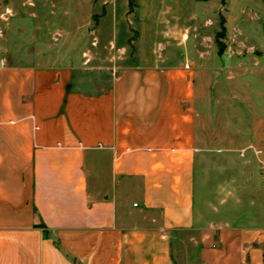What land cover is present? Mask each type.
I'll return each mask as SVG.
<instances>
[{"label":"crops","instance_id":"crops-1","mask_svg":"<svg viewBox=\"0 0 264 264\" xmlns=\"http://www.w3.org/2000/svg\"><path fill=\"white\" fill-rule=\"evenodd\" d=\"M74 75L33 69L21 125L0 129V264H264V194L235 198L262 187L264 144L237 149L239 174L208 172L236 140L206 147L190 67H125L99 93Z\"/></svg>","mask_w":264,"mask_h":264},{"label":"rangeland","instance_id":"rangeland-1","mask_svg":"<svg viewBox=\"0 0 264 264\" xmlns=\"http://www.w3.org/2000/svg\"><path fill=\"white\" fill-rule=\"evenodd\" d=\"M135 3L129 14L125 0H0V129L21 125L30 72L37 67L70 66L75 85L99 93L125 67L154 59L182 61L197 75L206 147H214L218 138L236 140L227 144L234 157L209 162L208 172L214 169L218 181L239 174L243 165L237 149L264 144L257 142L264 128V0ZM221 16L227 30L223 54L216 42ZM263 160H258L261 166ZM255 166L254 160L247 163ZM242 182L236 200L264 194L263 181L247 193ZM202 189L197 180V207Z\"/></svg>","mask_w":264,"mask_h":264},{"label":"trees","instance_id":"trees-1","mask_svg":"<svg viewBox=\"0 0 264 264\" xmlns=\"http://www.w3.org/2000/svg\"><path fill=\"white\" fill-rule=\"evenodd\" d=\"M224 1L225 0H223V3H224ZM135 6H136L135 0H129V14H132L134 12ZM104 15H106L105 6L103 7L102 16H104ZM225 24H226V20L221 16L220 30L216 35V42L218 45L219 54H223L227 48L225 43H224V39L226 38V33H227Z\"/></svg>","mask_w":264,"mask_h":264},{"label":"built area","instance_id":"built-area-1","mask_svg":"<svg viewBox=\"0 0 264 264\" xmlns=\"http://www.w3.org/2000/svg\"><path fill=\"white\" fill-rule=\"evenodd\" d=\"M262 152L261 151H256L257 155H260ZM134 206H137V204H135Z\"/></svg>","mask_w":264,"mask_h":264}]
</instances>
